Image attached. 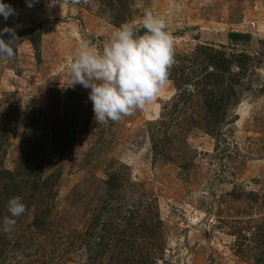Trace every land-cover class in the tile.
I'll return each instance as SVG.
<instances>
[{
    "label": "rangeland",
    "instance_id": "obj_1",
    "mask_svg": "<svg viewBox=\"0 0 264 264\" xmlns=\"http://www.w3.org/2000/svg\"><path fill=\"white\" fill-rule=\"evenodd\" d=\"M0 3L18 38L0 58V264H264V0ZM145 9L174 37L170 83L97 123L67 68Z\"/></svg>",
    "mask_w": 264,
    "mask_h": 264
},
{
    "label": "clouds",
    "instance_id": "obj_2",
    "mask_svg": "<svg viewBox=\"0 0 264 264\" xmlns=\"http://www.w3.org/2000/svg\"><path fill=\"white\" fill-rule=\"evenodd\" d=\"M35 2L27 0L29 7ZM50 3H59V0H50ZM14 14L10 5L0 3V16L5 20ZM139 27L143 34H138L139 28L135 24L120 25L101 51L82 39L67 68L69 87L79 84L90 89L88 99L97 123L118 122L137 110H147L170 83L175 53L174 37L168 31L167 20L153 10L145 9ZM4 33L7 40L2 38ZM17 40L14 29L0 30V58L14 59ZM7 210L10 215L2 222L6 233L15 229L16 218L26 212V205L21 197L15 196L9 199Z\"/></svg>",
    "mask_w": 264,
    "mask_h": 264
},
{
    "label": "trees",
    "instance_id": "obj_3",
    "mask_svg": "<svg viewBox=\"0 0 264 264\" xmlns=\"http://www.w3.org/2000/svg\"><path fill=\"white\" fill-rule=\"evenodd\" d=\"M140 34H143V29L140 30L139 32ZM227 37H228V40L230 41V44H238V43H241L243 41H249L250 40V37L248 36V34H243V33H239V32H229L227 34ZM33 39V38H32ZM38 39H36L35 41H37ZM33 41V40H32ZM217 67L216 68H219L218 67V64L216 65ZM214 104L212 103H209V106H210V109L214 110L212 107ZM7 173V175L9 176H13L12 172H8V171H5Z\"/></svg>",
    "mask_w": 264,
    "mask_h": 264
}]
</instances>
